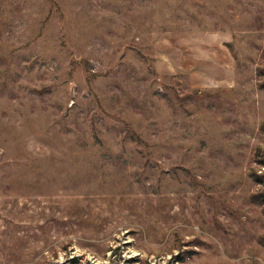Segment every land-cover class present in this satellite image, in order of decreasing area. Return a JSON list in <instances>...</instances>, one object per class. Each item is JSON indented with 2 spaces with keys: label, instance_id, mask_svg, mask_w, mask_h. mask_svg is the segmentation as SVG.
Listing matches in <instances>:
<instances>
[{
  "label": "rangeland",
  "instance_id": "374dc122",
  "mask_svg": "<svg viewBox=\"0 0 264 264\" xmlns=\"http://www.w3.org/2000/svg\"><path fill=\"white\" fill-rule=\"evenodd\" d=\"M258 67L264 0H0V264H264Z\"/></svg>",
  "mask_w": 264,
  "mask_h": 264
},
{
  "label": "trees",
  "instance_id": "16d2710c",
  "mask_svg": "<svg viewBox=\"0 0 264 264\" xmlns=\"http://www.w3.org/2000/svg\"><path fill=\"white\" fill-rule=\"evenodd\" d=\"M257 74L260 76L259 86L264 89V68L258 67ZM260 129L264 130V120L261 122ZM137 134L134 131H130V137L137 138ZM136 141L142 142L139 139ZM254 163L259 167V170L255 167L251 168L249 171V176L253 182L260 186L257 191H254L250 194V199L254 202H257L261 205L262 210L264 211V151L261 149V146H257L254 151ZM261 242L264 245V235L261 237Z\"/></svg>",
  "mask_w": 264,
  "mask_h": 264
}]
</instances>
